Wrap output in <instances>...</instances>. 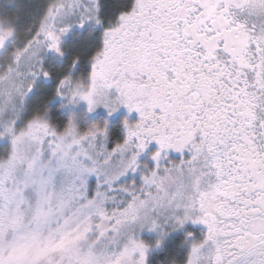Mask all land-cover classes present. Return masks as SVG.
<instances>
[{"label":"snow or ice","instance_id":"1","mask_svg":"<svg viewBox=\"0 0 264 264\" xmlns=\"http://www.w3.org/2000/svg\"><path fill=\"white\" fill-rule=\"evenodd\" d=\"M0 264H264V0H0Z\"/></svg>","mask_w":264,"mask_h":264},{"label":"flooded vegetation","instance_id":"2","mask_svg":"<svg viewBox=\"0 0 264 264\" xmlns=\"http://www.w3.org/2000/svg\"><path fill=\"white\" fill-rule=\"evenodd\" d=\"M134 115H135V114H133L132 118H134ZM170 155H171L172 157H174V158H178V156H179V154H178V153H175V152L171 153ZM201 227H202V226H200V225H193V226H191V229H192L193 231L198 232V231L200 230Z\"/></svg>","mask_w":264,"mask_h":264},{"label":"trees","instance_id":"3","mask_svg":"<svg viewBox=\"0 0 264 264\" xmlns=\"http://www.w3.org/2000/svg\"><path fill=\"white\" fill-rule=\"evenodd\" d=\"M35 2H37V0H33V3H35ZM28 11H29V9H23L22 10V15H26ZM175 238L177 240L180 239V235H177Z\"/></svg>","mask_w":264,"mask_h":264}]
</instances>
